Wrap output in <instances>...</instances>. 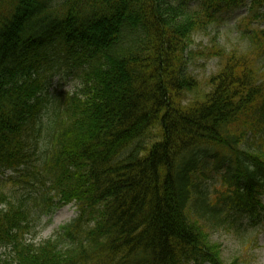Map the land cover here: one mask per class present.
<instances>
[{"label":"trees","instance_id":"obj_1","mask_svg":"<svg viewBox=\"0 0 264 264\" xmlns=\"http://www.w3.org/2000/svg\"><path fill=\"white\" fill-rule=\"evenodd\" d=\"M244 7V49L197 52L220 61L201 90L193 37ZM262 24L264 0H0L1 264H224L205 222L264 219Z\"/></svg>","mask_w":264,"mask_h":264},{"label":"rangeland","instance_id":"obj_2","mask_svg":"<svg viewBox=\"0 0 264 264\" xmlns=\"http://www.w3.org/2000/svg\"><path fill=\"white\" fill-rule=\"evenodd\" d=\"M243 20H249L247 7L217 17L216 22L205 33L193 37L190 50L195 56L189 63L187 72L198 81L201 90H208V80L219 71L220 61L217 58L209 59L198 56L197 52H205L213 47H219L225 51L244 49L248 42L245 38L246 31L242 27ZM252 27L256 28L257 24H253ZM75 85L76 82L70 77L61 83L58 78H55L51 92L56 89L60 93L71 92ZM210 175L214 176L213 173ZM219 182V178L214 176L203 185V188L205 187L207 193L210 194L211 201L215 195L214 191L220 188ZM262 199L264 201V197ZM77 215L78 212L74 205L53 210L50 214L35 215L33 229L24 238L34 245L53 239L59 229L74 220ZM205 225L210 240L220 246L223 263L230 264L235 260L236 264H264V224L257 231L243 227L238 233L234 228L226 230L216 228L208 221ZM7 254L8 250L0 247V264L6 259Z\"/></svg>","mask_w":264,"mask_h":264}]
</instances>
